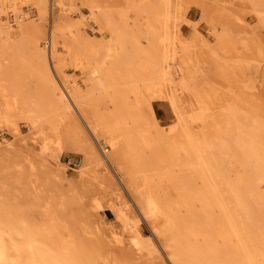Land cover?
I'll use <instances>...</instances> for the list:
<instances>
[{"label": "bare ground", "instance_id": "bare-ground-1", "mask_svg": "<svg viewBox=\"0 0 264 264\" xmlns=\"http://www.w3.org/2000/svg\"><path fill=\"white\" fill-rule=\"evenodd\" d=\"M51 1L62 20L30 38L28 48L13 41L15 25L20 32L26 29L25 6L46 15ZM67 1L0 0V116L13 119L24 111L33 129L61 113L75 114L81 124L73 138L83 155L78 175L86 178L101 167L117 174L152 229L164 235L161 246L171 264H264V118L242 115L235 105L224 106L218 116L207 115L208 103L200 91H192L191 44L178 36L168 44L169 37L159 35L162 3L157 0H86L89 13L81 17L80 8H69ZM113 5L119 7L117 15ZM73 13L79 21L68 20ZM91 20L109 36L86 38L80 29ZM68 63L86 74L87 88L81 87L85 81L62 75ZM186 91L195 96L187 105ZM133 96L137 106L144 98L146 110L136 113ZM152 99L166 100L174 111L176 120L166 125L167 132ZM192 122L202 124V130L195 132ZM208 126L212 130L205 133ZM14 133H21L17 123ZM42 143L45 153L53 144L63 147L60 135ZM108 172L105 178L112 179ZM165 177L175 182V194L158 193L156 182ZM110 206L123 227L110 228L105 247L75 241L72 230L60 223L31 222L13 210H0V264H97L98 258L122 264L114 261V254L126 260L118 250L129 246L140 253L150 244L129 218L127 203Z\"/></svg>", "mask_w": 264, "mask_h": 264}, {"label": "rangeland", "instance_id": "rangeland-1", "mask_svg": "<svg viewBox=\"0 0 264 264\" xmlns=\"http://www.w3.org/2000/svg\"><path fill=\"white\" fill-rule=\"evenodd\" d=\"M85 1L67 2L69 8H80L82 13L78 15L81 17L84 13H89ZM157 3H162L159 35L168 36V44L177 36L191 44L189 50L193 59L189 74L193 77L192 91H200L208 103L210 108L207 115L214 113L218 116L224 106L235 105L242 115L258 113L264 118V0H157ZM163 6L170 16H163L166 14ZM113 7L117 15L119 7ZM25 8L29 12L28 18L22 21L26 29L20 32V28L15 25L13 41L23 42L24 47L28 48L29 39L40 37L44 30L48 31L62 20L63 13L54 3L49 6L46 15H41L34 6ZM131 14L133 15L132 12ZM76 15H69L68 20L79 21L80 18ZM130 22H133V18ZM82 26L80 32H84L88 39L99 41L109 36V30H101L92 20L86 21ZM62 40L63 37H60V41ZM142 42L148 43L146 38ZM44 44L49 47L48 41ZM50 64L56 74L54 75L59 79L52 60ZM61 73L77 78L79 82L85 81L81 87L87 88L86 74L71 63L66 64ZM31 85L34 83L31 82ZM141 87L144 98L148 97L146 89ZM191 95L194 96L192 92L186 91L184 104H188L187 100H195V96ZM134 98L129 99L136 113L146 110L144 98L139 100L138 106ZM3 104L4 99L0 98V111ZM152 105L159 123L165 126L164 130L167 132L166 125L176 120L173 109L166 100L161 99H152ZM186 109L189 110L188 107ZM23 112L18 111L13 119L0 116V140L13 143L10 147L0 144V210L9 214L11 212L8 209L13 210L20 218L25 217L31 222L50 220L56 225L60 223L62 228L66 226L68 230H72L75 241L83 239L88 246L94 242L105 247L104 240L108 239L106 235L110 228L121 230L123 227L110 205L122 207L127 203L129 218L137 222L141 239L150 245L140 253H134L126 246L118 250L126 260L121 255L114 254V261L122 264H171L161 246L164 235L152 229L128 191L118 184L119 181L115 178L117 174L114 176L113 172L101 167L90 172L86 178L78 175L83 155L73 137L80 119L75 114L61 113L52 123L45 122L32 129L30 121L22 116ZM137 120L142 125L141 115L137 116ZM16 123L21 129L19 136L14 133ZM191 124L195 132L203 128L202 124ZM130 127L133 130L141 128L132 124ZM139 130L134 133L141 139ZM203 130L209 133L212 128L208 126ZM59 135L62 137L63 147L60 149L53 144L49 153H45L42 141L55 139ZM141 146L142 143L139 147ZM107 172L112 179L105 178ZM174 184L169 177L156 182L158 193L175 194ZM116 186L120 190H116ZM58 202H63V205ZM96 203L102 204V208L96 210ZM48 208H51L50 212ZM161 224L162 221L159 225ZM73 238L70 237L71 240ZM151 244L156 245L159 250L155 251ZM103 261L98 258L97 264H105Z\"/></svg>", "mask_w": 264, "mask_h": 264}]
</instances>
